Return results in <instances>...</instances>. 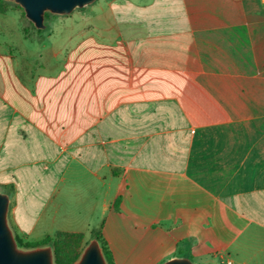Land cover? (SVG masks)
<instances>
[{"label":"crops","instance_id":"crops-1","mask_svg":"<svg viewBox=\"0 0 264 264\" xmlns=\"http://www.w3.org/2000/svg\"><path fill=\"white\" fill-rule=\"evenodd\" d=\"M17 19L0 14L15 234L100 230L114 264H264V0H97L29 35Z\"/></svg>","mask_w":264,"mask_h":264},{"label":"water","instance_id":"water-1","mask_svg":"<svg viewBox=\"0 0 264 264\" xmlns=\"http://www.w3.org/2000/svg\"><path fill=\"white\" fill-rule=\"evenodd\" d=\"M19 5L37 30L46 29V14L67 16L97 0H2ZM10 195L0 192V264H55L52 246L23 249L10 226ZM75 264H108L100 242L92 239ZM162 264H195L186 257H175Z\"/></svg>","mask_w":264,"mask_h":264},{"label":"trees","instance_id":"trees-1","mask_svg":"<svg viewBox=\"0 0 264 264\" xmlns=\"http://www.w3.org/2000/svg\"><path fill=\"white\" fill-rule=\"evenodd\" d=\"M0 2L3 1L0 0ZM49 15L50 14H46V19ZM15 237L19 247L23 249H34L37 247L52 246L54 251L55 264H75L81 256V254L74 251L71 248V245L66 242L67 240L71 239H78L82 242V237L80 236L58 234L55 236V238L47 237L40 242H26L17 234H15ZM92 238L97 239L100 242L107 263L114 264L112 254L105 244V241L101 235V231H94Z\"/></svg>","mask_w":264,"mask_h":264},{"label":"rangeland","instance_id":"rangeland-1","mask_svg":"<svg viewBox=\"0 0 264 264\" xmlns=\"http://www.w3.org/2000/svg\"><path fill=\"white\" fill-rule=\"evenodd\" d=\"M0 14H2L3 16L7 15L10 18L12 23L10 27H13V25L15 24L14 21L18 20L17 18L20 17L21 19H23V23H25L24 31L26 32V35H29L30 30H36L34 25L26 18L24 10L15 3L6 1L0 2ZM48 18H50V15L48 16ZM17 23L20 25L19 22ZM66 242L69 243L71 245V248L79 254H82L84 248L87 246L86 245L85 247H82V242L78 239H71L67 240Z\"/></svg>","mask_w":264,"mask_h":264},{"label":"built area","instance_id":"built-area-1","mask_svg":"<svg viewBox=\"0 0 264 264\" xmlns=\"http://www.w3.org/2000/svg\"><path fill=\"white\" fill-rule=\"evenodd\" d=\"M228 264H232L231 262H229Z\"/></svg>","mask_w":264,"mask_h":264}]
</instances>
